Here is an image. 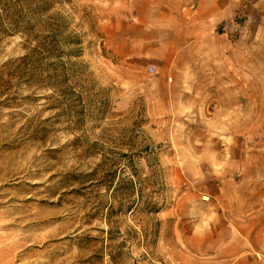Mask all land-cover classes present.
<instances>
[{"label": "rangeland", "instance_id": "1", "mask_svg": "<svg viewBox=\"0 0 264 264\" xmlns=\"http://www.w3.org/2000/svg\"><path fill=\"white\" fill-rule=\"evenodd\" d=\"M257 1L237 0L230 25L198 36L204 70H185L176 105L155 102L178 92L172 72L131 62L119 74L104 45L117 0H22L18 27L2 14L0 264H264L212 256L237 191L264 207ZM54 21L66 39L35 63L31 49Z\"/></svg>", "mask_w": 264, "mask_h": 264}, {"label": "crops", "instance_id": "2", "mask_svg": "<svg viewBox=\"0 0 264 264\" xmlns=\"http://www.w3.org/2000/svg\"><path fill=\"white\" fill-rule=\"evenodd\" d=\"M117 1L118 8L105 30L104 45L115 56L119 74L128 77V65L135 66L132 63H146V68L150 66L172 72L173 78L168 80L172 81V90L178 92L170 97H157L155 102L158 105L185 102L187 93L182 91V97L179 91L184 90L181 82L185 70H204L197 61L199 52L195 47L203 45L198 36L205 29L214 27V22L230 25L236 16L237 0ZM247 1L253 5V0H243L240 5ZM255 5L263 6L264 0H258ZM181 8L186 9V13H181ZM192 35L196 37L190 39ZM154 79L158 80V87L166 86L161 75ZM196 87L199 92L198 85ZM248 199L241 191L236 192V207L230 216L226 239L222 236V229H215L212 256L216 262L231 263L239 258H249L251 263H256L258 260L254 254L264 257V207H253ZM201 239L204 248L210 249L207 232ZM217 243L218 247L215 246Z\"/></svg>", "mask_w": 264, "mask_h": 264}, {"label": "trees", "instance_id": "3", "mask_svg": "<svg viewBox=\"0 0 264 264\" xmlns=\"http://www.w3.org/2000/svg\"><path fill=\"white\" fill-rule=\"evenodd\" d=\"M22 0H0V17L3 15H8V18L11 19L13 27H18L20 23H24L23 19L19 20L18 16H21V10L18 11L19 5H21ZM41 5L36 4L33 10H38ZM38 12V11H37ZM22 18V17H21ZM63 38V35L60 32V24L56 21L49 23V31L41 38L38 42L39 44L31 49L32 54H41L42 59L36 60L35 63L41 64L43 60H49L50 56H54L57 53L58 41ZM66 39V38H63ZM68 54V52H67ZM31 55H26L21 58L23 61L29 60ZM38 59V58H37ZM54 65L61 64L62 61L58 58L55 62H52Z\"/></svg>", "mask_w": 264, "mask_h": 264}]
</instances>
